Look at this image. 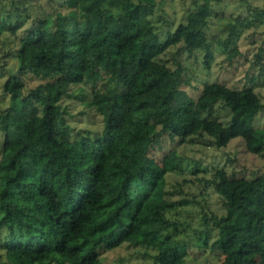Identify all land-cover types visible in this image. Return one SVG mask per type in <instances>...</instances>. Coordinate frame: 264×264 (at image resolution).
<instances>
[{
    "label": "trees",
    "instance_id": "1",
    "mask_svg": "<svg viewBox=\"0 0 264 264\" xmlns=\"http://www.w3.org/2000/svg\"><path fill=\"white\" fill-rule=\"evenodd\" d=\"M30 1L12 0L15 18ZM159 1L64 0L63 10L35 20L19 41L17 72L2 87L9 106L0 108V236L12 264H105L99 251L125 243L154 250L155 264H189L194 239L220 253V264H264V218L252 205L264 194V174L217 167L202 178L220 198L219 215L195 195L180 196V184L167 187L166 174L180 166L173 152L162 172L152 163L150 151L165 135L183 143L208 137L216 148L241 138L264 158V128L256 125L264 102L254 78L243 88L205 84L194 97L182 87V65L162 58L172 47L199 51L209 68L206 29L222 0H190L185 22L164 40ZM263 22L255 9L240 24ZM24 75L40 83L27 88ZM79 85L90 86L87 104L102 127L70 140L63 101Z\"/></svg>",
    "mask_w": 264,
    "mask_h": 264
},
{
    "label": "rangeland",
    "instance_id": "2",
    "mask_svg": "<svg viewBox=\"0 0 264 264\" xmlns=\"http://www.w3.org/2000/svg\"><path fill=\"white\" fill-rule=\"evenodd\" d=\"M63 1L32 0L21 6L22 16L17 19L16 6H11L12 0H0V17L5 16L8 22V27H4L0 34V108L9 106V97L3 93L2 87L8 75L17 72L16 55L19 41L31 29L35 20L48 13L56 14L57 11L63 10ZM148 3L139 9L145 12ZM189 6L190 0H160L155 4L154 12L160 16L158 25L159 31L162 32L159 33L162 40L166 37L164 32L174 30L179 23L185 22ZM255 9L264 11V0H222L214 5L206 29L214 53L209 68L205 65L203 52L187 53L180 51L178 47H172L162 56L172 68L177 67L178 63L182 65V79L185 83L182 87L188 94L196 97L205 84L214 82L243 88L248 85L250 78H254L257 83L255 91L264 102V22L250 28L242 27L240 24L250 19ZM233 28H235L233 42L226 47L225 40ZM234 49L238 54L230 58L229 54ZM23 78L27 88L40 83V80L31 76L24 75ZM89 91V85L73 87L63 101L70 140L80 135L96 136L101 131L100 116L87 104L90 98ZM256 125L264 128V110L257 117ZM170 152L174 153L180 166L174 172L166 174L167 187L173 189L176 186L174 189H180L178 185L180 184L183 189L180 196L190 198L195 195L198 201L205 202L219 215L224 213L220 198L212 187H205L200 183L202 178H210L217 167H223L237 176L254 177L264 174V158L248 152L241 138L231 140L225 147L216 148L208 137L194 138L191 142L183 143L165 135L150 151L152 163L160 172L163 171L162 160ZM252 205L264 218V194L253 198ZM191 209L197 211L199 208L195 205ZM192 220L196 222L197 214ZM4 242L5 234L1 233L0 264H12L3 252ZM202 245V241L196 239L189 242L188 263L220 264L222 255L209 249H201ZM99 254L105 264H155L154 250L128 243L112 250L102 249Z\"/></svg>",
    "mask_w": 264,
    "mask_h": 264
}]
</instances>
